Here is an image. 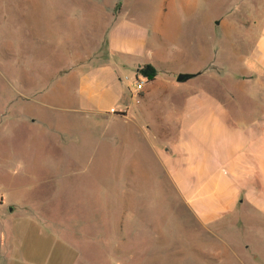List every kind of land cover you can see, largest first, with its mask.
I'll use <instances>...</instances> for the list:
<instances>
[{"label": "rangeland", "instance_id": "374dc122", "mask_svg": "<svg viewBox=\"0 0 264 264\" xmlns=\"http://www.w3.org/2000/svg\"><path fill=\"white\" fill-rule=\"evenodd\" d=\"M233 1L0 0V264H264V239L233 213L208 230L155 153L160 123L175 129L185 95L220 96V59L242 57L211 31ZM120 14L161 59L154 83L138 75L146 56L125 58L120 76L126 91L153 86V97L131 119L124 102L83 113L80 75L108 63ZM180 73L194 76L177 82Z\"/></svg>", "mask_w": 264, "mask_h": 264}, {"label": "crops", "instance_id": "0c3cea01", "mask_svg": "<svg viewBox=\"0 0 264 264\" xmlns=\"http://www.w3.org/2000/svg\"><path fill=\"white\" fill-rule=\"evenodd\" d=\"M232 5L218 21L213 18L211 31L218 27L220 40L242 57L234 60L235 66L228 53L220 59L222 71L211 79L220 96L210 88L185 95L175 129L160 123L155 136L164 148L155 153L208 230L233 213L235 226L264 239V0H234ZM106 39L108 63L90 66L80 75L78 110L97 116L124 102V118L131 119L154 89L147 86L140 96L126 91L120 66L126 65L125 58L146 56L137 71L152 64L158 72L154 83L160 78L161 59L146 54V30L121 14ZM237 48L248 49L251 56L244 58V50ZM162 79L164 87L176 81L171 74Z\"/></svg>", "mask_w": 264, "mask_h": 264}, {"label": "trees", "instance_id": "16d2710c", "mask_svg": "<svg viewBox=\"0 0 264 264\" xmlns=\"http://www.w3.org/2000/svg\"><path fill=\"white\" fill-rule=\"evenodd\" d=\"M138 75L145 77L147 81L151 82L155 80L157 76V70L153 65L145 64L138 69Z\"/></svg>", "mask_w": 264, "mask_h": 264}, {"label": "water", "instance_id": "95a60500", "mask_svg": "<svg viewBox=\"0 0 264 264\" xmlns=\"http://www.w3.org/2000/svg\"><path fill=\"white\" fill-rule=\"evenodd\" d=\"M194 76V74H187V73H180L177 77V82H185L187 80H189L190 78H192ZM14 208H10V211H13Z\"/></svg>", "mask_w": 264, "mask_h": 264}, {"label": "built area", "instance_id": "2783aa9c", "mask_svg": "<svg viewBox=\"0 0 264 264\" xmlns=\"http://www.w3.org/2000/svg\"><path fill=\"white\" fill-rule=\"evenodd\" d=\"M136 82H137V83H136V88H137L138 90H140V89L146 84L144 81H142V80H138V79H137Z\"/></svg>", "mask_w": 264, "mask_h": 264}]
</instances>
